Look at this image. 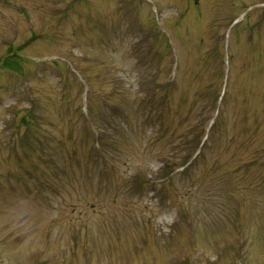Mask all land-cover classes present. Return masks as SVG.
<instances>
[{
  "label": "rangeland",
  "instance_id": "rangeland-1",
  "mask_svg": "<svg viewBox=\"0 0 264 264\" xmlns=\"http://www.w3.org/2000/svg\"><path fill=\"white\" fill-rule=\"evenodd\" d=\"M0 264H264V0H0Z\"/></svg>",
  "mask_w": 264,
  "mask_h": 264
},
{
  "label": "trees",
  "instance_id": "trees-1",
  "mask_svg": "<svg viewBox=\"0 0 264 264\" xmlns=\"http://www.w3.org/2000/svg\"><path fill=\"white\" fill-rule=\"evenodd\" d=\"M165 89V87H163ZM206 107L201 110V113L205 111ZM201 115V114H199ZM208 115V114H207ZM206 116H198L196 122L193 123L192 126H190V130L186 131V134L180 139L179 142L169 144L170 149L172 150V153H174L173 156H163L162 158H157L158 161L161 163V169L162 171L169 167L171 171L182 168L181 171H184L186 167L191 165V162L195 160L199 152L196 154V149L200 146L202 137L204 136V131L206 127L207 120L210 117ZM150 120V118H149ZM159 128H161V125H158ZM158 129L156 128V133H154V136L157 135ZM161 134V133H159ZM172 134V133H171ZM184 134V133H183ZM179 148V152L175 151Z\"/></svg>",
  "mask_w": 264,
  "mask_h": 264
}]
</instances>
